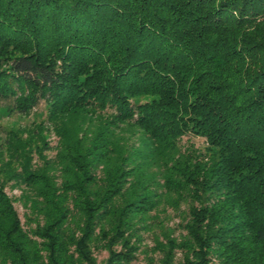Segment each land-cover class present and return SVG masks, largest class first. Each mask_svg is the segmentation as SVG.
Instances as JSON below:
<instances>
[{
  "label": "trees",
  "instance_id": "obj_1",
  "mask_svg": "<svg viewBox=\"0 0 264 264\" xmlns=\"http://www.w3.org/2000/svg\"><path fill=\"white\" fill-rule=\"evenodd\" d=\"M0 102L59 138L7 141L0 264H264V0H0Z\"/></svg>",
  "mask_w": 264,
  "mask_h": 264
},
{
  "label": "rangeland",
  "instance_id": "obj_2",
  "mask_svg": "<svg viewBox=\"0 0 264 264\" xmlns=\"http://www.w3.org/2000/svg\"><path fill=\"white\" fill-rule=\"evenodd\" d=\"M96 125L97 124L94 123L93 125L89 126L87 133L93 132L96 128ZM41 127L43 128V131ZM33 132L36 135L35 137H42V139L48 144L49 149H45L43 151V155L48 161L52 160L56 154V146L58 144L59 138L56 136L53 127L47 122V106H45L43 103H40L38 107L30 114L20 115L9 112L7 109H5V107H3V103L0 102V172L5 167V164L9 161V148L11 146H9L7 141L9 138H11V135L15 134L17 137L24 140L27 139L26 137L31 135ZM116 137L119 138L121 142L125 144V147H128L129 149L134 148L135 145H138L136 134H134L133 130L127 127L116 133ZM34 143H36V141ZM181 144L186 146L193 145L195 148H199V150H201L204 147V140L189 136L182 138ZM40 146L42 145L40 144ZM137 149H139V147ZM34 159L36 160V157H34ZM10 167L13 169L12 166ZM59 181L60 180H58V182ZM26 191L29 192L26 187L14 185L11 182H8L4 188L5 194L13 201V206L17 211L22 223L25 222V218L29 213V209L19 198L21 194ZM184 208V205H180V210H184ZM160 209L161 211L158 212V216L160 218L159 220L162 221L165 226L174 229V236L178 237L181 232L180 229L177 228L181 217L179 212L171 208V206L168 204H164ZM156 232L159 233V229L157 230L156 228L155 233ZM148 233L142 234V249H144L146 246L151 247L153 245V233ZM95 255L98 261L106 258L105 252H96ZM144 257L145 256L143 253L138 254L137 260L133 264H145ZM177 257L179 258V255ZM155 258H157V256H155Z\"/></svg>",
  "mask_w": 264,
  "mask_h": 264
}]
</instances>
